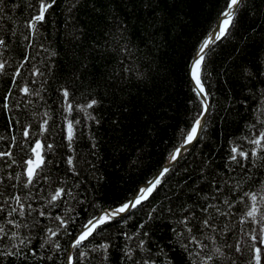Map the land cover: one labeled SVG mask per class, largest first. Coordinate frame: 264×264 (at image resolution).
I'll return each mask as SVG.
<instances>
[{
    "label": "snow or ice",
    "instance_id": "snow-or-ice-1",
    "mask_svg": "<svg viewBox=\"0 0 264 264\" xmlns=\"http://www.w3.org/2000/svg\"><path fill=\"white\" fill-rule=\"evenodd\" d=\"M178 2L165 12L160 6L168 0H92L106 25L103 44L92 51L112 50L108 61L116 64L89 82L87 95L74 86L87 77V57L74 65L71 84L58 82V52L46 35L63 8L60 28L75 57L85 34L77 19L81 0H30L22 24L0 27V119L7 134L0 136V264H264V0H223L215 24L184 56L185 118L161 137V159L145 165L144 139L151 140L158 113L171 108L172 81L154 52L164 43L158 33L178 22ZM16 10L23 14L19 3L0 0V21ZM133 20L143 26L139 42ZM17 36L20 56L10 62L4 56ZM226 41L230 51L217 64L214 50ZM133 81L150 83L152 94L139 113L117 103L114 135L102 141L96 129L104 121L94 113L110 91L123 92ZM93 86L103 94L93 95ZM234 117L243 121V135L226 140L221 152L218 138H206L209 126L223 128ZM132 169L143 172L139 182L131 180ZM109 179L124 185L110 201L96 195ZM133 216L135 231L118 227ZM157 222L169 232L163 247L153 240Z\"/></svg>",
    "mask_w": 264,
    "mask_h": 264
},
{
    "label": "trees",
    "instance_id": "trees-1",
    "mask_svg": "<svg viewBox=\"0 0 264 264\" xmlns=\"http://www.w3.org/2000/svg\"><path fill=\"white\" fill-rule=\"evenodd\" d=\"M10 2L19 3L21 10H16L12 13L11 19L8 22L0 21V27L7 28L9 24H22L23 18L27 16L28 10L24 7L26 2L30 0H10ZM61 0H58L60 3ZM82 7L80 8L77 19L80 22V26L84 29V36L81 38L79 46H77L75 51V57L72 55L73 49L70 45L66 43L65 30L60 28L61 24L64 22V17L61 12L66 11L63 8L57 10L56 14L52 17L56 21V28H53L51 24L48 26L49 40L51 41L53 50L58 52L56 59V77L60 83H72L71 71L75 66H78L79 61L87 57L88 69L87 77L83 79L82 82H76L75 87L80 89L85 95L88 92V84L94 79L98 80L100 78V73L103 71L107 76V73L113 69L116 64V60L108 61V55H112V50H109L107 54H98L92 51V45L94 43L103 44L104 32L106 29L105 20L102 16H98L92 11V0H81ZM173 0H168L167 6L161 3V9L167 12L171 8ZM223 4V0H179L177 7L174 10V15L177 17V21H171L168 25H165L163 29L158 33V40H163L164 43L160 47L158 52H154L157 64L161 65L169 75V79L172 81V87L169 89V102L171 103V108L168 109L167 113L159 112L158 118L155 121L156 130L151 133V140L144 139L142 145L144 152L146 153L144 160L145 165L155 164L159 161L164 154V148L166 144L161 142V137L165 140L168 136H171L174 131V126L182 122L185 118V100L187 96V88L183 80V63L184 56L187 51L191 48L193 43L196 42L197 38L201 36L202 32L209 28L210 25L215 24L216 15L220 7ZM96 7L99 8L100 4L97 2ZM139 15H143L140 13ZM245 23L249 21L247 18ZM136 25L133 30L135 35L132 39L139 42L140 37L144 35L143 26L137 20L132 21ZM57 29H60L57 31ZM47 43V41H46ZM23 44L22 39L17 36L16 43L10 46L7 54L4 56L10 62H15L21 51V46ZM141 49H144V45H140ZM231 44L229 42H224L223 46L215 49L216 53V63L219 64L224 56L230 51ZM143 59V57H141ZM11 71V69H9ZM50 83H52L50 81ZM56 84L53 83V88ZM3 84H0V93L3 91ZM124 91L121 92L119 88L112 91L115 92L118 99L113 98L112 91L107 94V98L98 107L97 112L94 113L104 121L102 127L96 129L97 136L103 141L112 137L114 133L110 127V118L113 112L116 110V104L120 101L125 102L130 109H135L137 113L141 111L144 106L145 99L152 94L153 89L150 83L136 86L135 81L132 82L131 86L124 85ZM228 86H224L226 89ZM238 87V85H234ZM216 89H221V85L217 84ZM97 91L103 94L104 89H97L94 86L91 88L93 95H96ZM47 95L52 96V100L49 103L53 108H57L58 101L55 100V96L52 92ZM217 97L223 99L221 91H217ZM80 98L79 96L77 97ZM130 126H137L143 129V124L139 120L126 121ZM4 120L0 119V136H5L7 134L3 127ZM58 131V129H57ZM222 133V135H218ZM243 135V121L240 117H234L233 122L220 128L219 125L216 127L209 126L207 133V139L212 140L218 138L223 147L219 151L223 152L227 149V144L224 143L228 139L238 137ZM59 137H57L58 139ZM0 147H3V142H0ZM124 167H128V162L124 161ZM105 168L107 171H111L110 167L106 162ZM130 176L132 181L139 182L142 178L143 172L136 169L130 171ZM69 183H73L72 179H69ZM84 186H87L85 182ZM128 188L134 187V184L129 182L127 184ZM124 185L117 184L114 180L109 179V182L104 184V186L96 193L97 196H102L105 200H112L123 194ZM138 217L133 216L127 221L126 225L118 226L129 231H135L134 225ZM116 229H113L115 232ZM153 240L157 241L161 247L166 243V237L169 235L168 229L163 222H157L153 225ZM35 243V242H34Z\"/></svg>",
    "mask_w": 264,
    "mask_h": 264
}]
</instances>
